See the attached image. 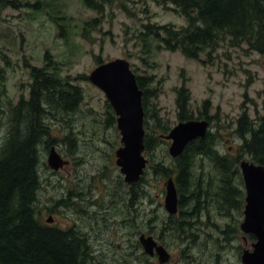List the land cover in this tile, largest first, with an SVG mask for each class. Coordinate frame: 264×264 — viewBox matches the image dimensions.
<instances>
[{"label": "rangeland", "instance_id": "374dc122", "mask_svg": "<svg viewBox=\"0 0 264 264\" xmlns=\"http://www.w3.org/2000/svg\"><path fill=\"white\" fill-rule=\"evenodd\" d=\"M174 9L171 0H91L90 7L82 0H0L4 103L28 97L30 69L43 67L46 54L59 76L69 78L83 92L76 112L49 109L42 118L53 143L46 149L42 139L38 148V208L43 223L51 216L48 225L74 229L84 239L93 252L89 264H161L157 256H147L139 242L141 236L153 234L170 255L164 264H242L244 250H252L255 240L240 228L245 188L239 167L243 160L252 161L241 148L236 122L244 113L256 123L262 115L264 57L248 51L246 45L230 47L227 37L206 64L159 48L160 42L143 34L145 26H186V19ZM116 58L127 60L135 76H151L149 88L157 97L149 99V107L152 116L157 111L161 127L168 129L164 132L149 118L147 132L153 146L143 152L147 164L136 185L126 184L115 164V152L122 146L116 115L104 93L88 80L98 60ZM201 60L207 61L205 54ZM183 84L190 92L192 120L210 122L212 149L230 162L241 158L238 173L228 178L229 173L218 172L214 156H195L190 182L194 186L201 182L200 194L179 188L175 158L169 154L171 142L160 138L186 122L178 120L175 104L176 90ZM205 101L207 116L201 115ZM6 116L1 141L8 127ZM51 147L68 165L57 171L48 166ZM163 165L171 171L166 176L155 172ZM169 177L178 186L174 216L164 206ZM221 180L241 191L237 208H231L230 201L214 200Z\"/></svg>", "mask_w": 264, "mask_h": 264}, {"label": "trees", "instance_id": "16d2710c", "mask_svg": "<svg viewBox=\"0 0 264 264\" xmlns=\"http://www.w3.org/2000/svg\"><path fill=\"white\" fill-rule=\"evenodd\" d=\"M82 1L90 7L91 0ZM171 4L187 24L179 28L170 24L145 26L143 34L160 42L163 47L159 48L169 52L178 51L187 59L206 64L214 59L213 54L220 42L227 37L230 47L246 45L248 51L264 57V0H171ZM93 8L100 10L99 6ZM204 54L207 61L201 60ZM45 56L43 67L30 69L32 83L28 97H20L15 104L4 103L6 77L0 65V130L5 114L8 124L4 138L0 140V264H89L93 259V252L74 229L47 225L41 221L39 214L38 166L41 159L38 148L43 140L46 149L53 143L47 137L49 127L42 122V118L49 109L74 113L83 100L81 88L71 83L69 78L60 77L50 56ZM101 63L98 60V64ZM78 78L85 80L84 76ZM136 82L143 92L144 151L148 152L153 146L147 132L149 118L164 132L168 129L161 127L157 111L152 116L149 107V99L157 97L149 88L153 82L151 76H136ZM262 95V115L257 123L244 113L236 122V132L243 139L241 148L245 154L255 164L264 166V83ZM175 104L179 121L192 120L190 92L184 84L176 90ZM208 106L209 103L205 101L201 115L207 116ZM6 107L7 111L4 109ZM23 124L25 128L21 134L19 129ZM211 144L213 137L208 131L204 138L190 142L183 153L174 159V169L178 173L176 183L183 191L195 189V193H201V182L197 186L190 182L193 173L191 161L195 156H214L213 163L218 172L229 173L228 178L230 173H238L240 156L230 162L228 158L219 156ZM155 172L165 176L171 173L164 165L156 166ZM225 181H220L214 200L230 201V207L237 208L241 191L238 187L230 189V182ZM208 189L213 190L211 186Z\"/></svg>", "mask_w": 264, "mask_h": 264}, {"label": "water", "instance_id": "95a60500", "mask_svg": "<svg viewBox=\"0 0 264 264\" xmlns=\"http://www.w3.org/2000/svg\"><path fill=\"white\" fill-rule=\"evenodd\" d=\"M91 84L101 90L116 115V127L120 134L121 147L116 150L115 164L128 185L136 183L146 167L144 152V127L142 90L139 89L136 77L127 60L116 58L98 65L88 75ZM209 123L206 120H189L178 123L162 139L170 141L169 154L179 157L186 146L199 138H204ZM47 164L54 171L68 162L64 161L54 147L49 149ZM245 188L244 220L240 226L245 235H251L255 242L252 250H244L242 264H264V166L253 162L241 161L239 164ZM164 206L170 215L177 213L178 196L175 183L168 179L165 185ZM49 216L46 223H52ZM140 244L148 255L154 251L161 264L169 261L170 255L162 245L152 237H140Z\"/></svg>", "mask_w": 264, "mask_h": 264}, {"label": "flooded vegetation", "instance_id": "af4514ba", "mask_svg": "<svg viewBox=\"0 0 264 264\" xmlns=\"http://www.w3.org/2000/svg\"><path fill=\"white\" fill-rule=\"evenodd\" d=\"M169 179H171V177H170ZM177 205H178V204H177ZM177 213H178V206H177ZM177 213H176V214H177ZM176 214H175V215H176ZM172 216H174V215H172ZM144 236H145V235H144ZM145 237H146V236H145ZM148 237H152V238L157 242V244L160 245V243L158 242L159 239H158V237H157L156 235L153 234V235H150V236H148ZM139 239H140V238H139ZM139 242H140V240H139ZM139 242L136 243V246H138V243H139ZM141 247H142V245H141ZM142 249H143V247H142ZM144 253H145V251H144ZM145 254H146V253H145ZM146 255L149 256V257H151V258H155V257L157 256L156 253H155V251H154V254H153V255H148V254H146Z\"/></svg>", "mask_w": 264, "mask_h": 264}]
</instances>
